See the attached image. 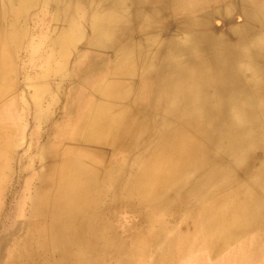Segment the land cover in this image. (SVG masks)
<instances>
[{"label": "bare ground", "instance_id": "bare-ground-1", "mask_svg": "<svg viewBox=\"0 0 264 264\" xmlns=\"http://www.w3.org/2000/svg\"><path fill=\"white\" fill-rule=\"evenodd\" d=\"M102 2L0 0V104L23 73L13 64L27 25L45 24L38 50L44 62L30 108L37 141L55 129L52 103L64 96L69 57L75 56V84L95 83L77 131L61 157L50 160L44 186L29 197L25 233L9 257H20L14 264H264V159L250 161L264 134V104L255 98L264 92V0H229L213 9L224 39L192 20L173 29L162 25L160 37L138 36L157 25L130 24L124 7L114 22H102ZM202 9L184 8L183 17ZM236 16L242 20L235 25ZM178 31L183 37L171 38ZM165 48L173 51L165 54ZM38 51L32 48L30 59H38ZM182 66L193 70L191 101L146 107L143 84ZM224 85L234 89L226 93ZM231 94L243 103L223 106L235 99ZM191 106L193 123L176 117ZM10 107L17 110V103ZM64 109L67 116L73 112L70 103ZM226 110L247 117L242 129H222ZM135 119L137 130L121 134ZM11 130L0 125V146L11 144ZM56 136L53 131L48 151L57 150ZM36 152L45 157L43 149ZM6 154L11 161L12 151Z\"/></svg>", "mask_w": 264, "mask_h": 264}, {"label": "rangeland", "instance_id": "rangeland-1", "mask_svg": "<svg viewBox=\"0 0 264 264\" xmlns=\"http://www.w3.org/2000/svg\"><path fill=\"white\" fill-rule=\"evenodd\" d=\"M35 21V19L30 21L26 27L27 34L26 39L23 42L24 49L20 52V54L19 52L14 54L16 62L13 65L15 66L17 63L18 66L22 68L24 74H17L16 92L14 90L15 93L13 92L12 95H8L7 98H5V100H3L0 104V125H9L11 129H13L9 134L11 144L5 147L0 146V165H2V160L9 164L6 169L0 167V264H14V262L19 260L20 257L16 256L17 258H12L9 256L11 252L15 253V251L19 250L16 243L21 240V233H25V228L21 225V223L23 222L24 215L27 212V207L29 206V197L37 195V191L44 186L45 181L49 178V176H47V171L51 163L50 160L54 159V157L55 159L61 157V149L64 144L68 142L69 137L73 136L74 132L77 131L75 124L82 118L83 113L85 115L86 112H84V109L90 100L89 98H93L92 96H88V94L86 97V93H88V91L91 92L95 83L91 82L92 85H88L86 81H83L85 85L84 87H80L81 85L75 84V71L71 64L75 56H71V58L69 57L68 66L66 67L67 70L65 71V74H67L68 77L63 85L64 88L62 87V89H64V96H57L52 103L53 110L51 117L52 122L55 124V129L52 125L50 129L51 137L48 139L49 141H43L44 139L42 141L36 140L33 127L34 114L30 108L34 105V100L36 99L33 98V91L37 85L36 78L40 76L42 69L41 66L44 62L42 52H39L38 50H41L43 47L45 30L43 28H45V24L40 25L39 23L37 26ZM203 24L206 23L203 22L202 25ZM38 29L42 31L38 32ZM38 34L40 35L39 37ZM219 35L221 37L223 36L220 32ZM32 48L35 51H38L39 54L41 53L38 59L36 54L32 57V59H30L29 55H31L30 53ZM11 73L13 74V72ZM164 81H168V84H165ZM143 85V88L147 89L142 102L146 107L153 108L155 105L162 108H168L173 105L177 106L187 100V102L191 101L190 96L195 85L193 70L189 66H182L176 70L172 69L166 72L157 73L152 77V79H150V81H146ZM220 89L227 93V91L233 90L234 87L232 85H224ZM232 96L235 99L226 100L225 102L220 103L223 104V106L243 103V97L238 98L235 94L229 95V97ZM255 98H257L259 104H264V92L255 95ZM38 101L43 107L47 106L46 100L41 99ZM16 103L17 110H12L10 104H14V106H16ZM67 103H70L71 106H73V112L68 116L66 115L64 109V106L66 107ZM23 106H26V111L22 109ZM185 110L177 111L175 113L177 116H175L177 118H183L188 123H193L195 121V107L191 106ZM231 112L234 113V116ZM224 114L225 115L219 119V122L222 129L226 131H230L235 128L242 129L244 126L243 124L247 121V117H239L237 115L238 113H235L233 110H226V113ZM261 117L264 119V112ZM231 121L232 123L230 124ZM134 122H136V124L130 127L128 131L124 128L120 133L126 135L127 133L131 134L133 131L135 132L137 130L138 121L136 120ZM52 129H54L53 131L57 135L56 144L58 145V151L51 150V146L49 151L47 149V141L52 142ZM259 141L260 142L254 144L255 146L257 145V151L259 154L256 157L250 158L251 162L254 161L253 163L260 162L264 159V134H262V139ZM7 148L12 151L13 157L11 156V161L6 160ZM37 149H43L45 157H42L41 154L38 155V152H36ZM8 260H10V262H8ZM227 260L230 261L231 256H229ZM255 261L257 262L254 264H258L261 262V259H255ZM207 262L212 263L213 261L208 260Z\"/></svg>", "mask_w": 264, "mask_h": 264}, {"label": "crops", "instance_id": "crops-1", "mask_svg": "<svg viewBox=\"0 0 264 264\" xmlns=\"http://www.w3.org/2000/svg\"><path fill=\"white\" fill-rule=\"evenodd\" d=\"M228 1L229 0H123V1L122 0L121 1L120 0H105V2H102V6L100 7V12H101L100 15L102 16V19H101L102 22H108V21L114 22V17L117 18V15L121 12V7H124L123 9L127 10L128 19L130 21V24L132 23L142 24L146 21L144 24L149 23V24L157 25L154 28V30H151L153 29L152 27L151 28L148 27L150 30L148 31L145 30L144 32L140 31L139 33H137L138 36L143 35V34L145 36L156 34L157 37L158 36L160 37L161 35H158V34L163 29L162 25H166V24L170 25V27H172L173 29L174 25H177V24L181 25V23H186L185 20H187L188 23H190L189 20L190 21L192 20V21H196V23L205 22L206 24H203L204 28L209 27L214 30L218 29L219 32L222 33L223 35L222 37L219 35V37L225 38V33L222 31V25H221L223 22H221V20H217L212 11L213 9H216L218 7L225 6ZM120 2H122V6ZM183 2L185 3L183 4ZM201 5L204 7V9L198 11L197 13H193L194 15L192 17L190 15L183 17L184 8L199 7ZM109 14H113V16L111 17L112 18L111 20H108ZM241 20L242 18L240 16H236L233 19V23L236 25V23L240 22ZM186 29H189V28L187 27ZM234 34L238 35L237 33H233V35ZM164 35L167 36L165 33ZM177 37L178 38L183 37V32L178 31L177 34L174 33L171 38L178 39ZM234 40H236V37L235 39H232V42L236 44V41ZM172 51L173 50L167 49V48L162 50V52L165 54L171 53ZM207 53L209 52H206L205 54ZM87 84L90 85L91 82L87 81Z\"/></svg>", "mask_w": 264, "mask_h": 264}]
</instances>
